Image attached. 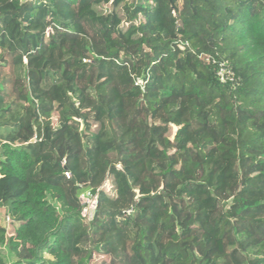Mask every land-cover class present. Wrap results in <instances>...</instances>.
Segmentation results:
<instances>
[{
  "label": "trees",
  "instance_id": "16d2710c",
  "mask_svg": "<svg viewBox=\"0 0 264 264\" xmlns=\"http://www.w3.org/2000/svg\"><path fill=\"white\" fill-rule=\"evenodd\" d=\"M0 207V264H264V0H0Z\"/></svg>",
  "mask_w": 264,
  "mask_h": 264
},
{
  "label": "built area",
  "instance_id": "2783aa9c",
  "mask_svg": "<svg viewBox=\"0 0 264 264\" xmlns=\"http://www.w3.org/2000/svg\"><path fill=\"white\" fill-rule=\"evenodd\" d=\"M209 59L208 56L205 57ZM217 76L223 82H237L239 79L232 69V67L227 62H221L218 64ZM67 177H70V173L65 171ZM81 202L84 204L83 216H91L93 210L96 209L97 205V195L93 194L91 191H87L80 195ZM9 219V218H8Z\"/></svg>",
  "mask_w": 264,
  "mask_h": 264
},
{
  "label": "rangeland",
  "instance_id": "374dc122",
  "mask_svg": "<svg viewBox=\"0 0 264 264\" xmlns=\"http://www.w3.org/2000/svg\"><path fill=\"white\" fill-rule=\"evenodd\" d=\"M87 26H89V28H92L90 27L89 24H86ZM97 128V124H93V127H92V130H95ZM176 126H172V132L170 133V136L171 138H173V135L176 131ZM106 187L107 188H111V185L109 184V182H107L106 184ZM4 213L6 214V216H8L7 218L11 219V220H14L15 221V217L14 215L9 212L8 210H6L5 208L3 207H0V215L3 216ZM16 222V221H15ZM13 225H8V231L11 232V229L13 228L12 227ZM2 251H3V254L5 255V259L7 261L8 264H11V262H13L15 260V257L13 256V254L9 251V249L7 247H3L2 248ZM102 260H104V257H99V256H96L93 260V262L95 264H98L100 263Z\"/></svg>",
  "mask_w": 264,
  "mask_h": 264
}]
</instances>
